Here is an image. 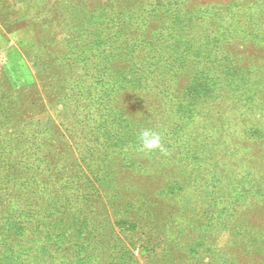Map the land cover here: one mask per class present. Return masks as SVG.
I'll return each mask as SVG.
<instances>
[{
    "label": "rangeland",
    "instance_id": "374dc122",
    "mask_svg": "<svg viewBox=\"0 0 264 264\" xmlns=\"http://www.w3.org/2000/svg\"><path fill=\"white\" fill-rule=\"evenodd\" d=\"M17 1L0 264H264V0Z\"/></svg>",
    "mask_w": 264,
    "mask_h": 264
},
{
    "label": "clouds",
    "instance_id": "9594fccd",
    "mask_svg": "<svg viewBox=\"0 0 264 264\" xmlns=\"http://www.w3.org/2000/svg\"><path fill=\"white\" fill-rule=\"evenodd\" d=\"M139 151L150 154L159 150L165 152L166 149L162 143V134L151 128H142L138 136Z\"/></svg>",
    "mask_w": 264,
    "mask_h": 264
},
{
    "label": "crops",
    "instance_id": "0c3cea01",
    "mask_svg": "<svg viewBox=\"0 0 264 264\" xmlns=\"http://www.w3.org/2000/svg\"><path fill=\"white\" fill-rule=\"evenodd\" d=\"M16 2H18L17 0H16ZM19 11H22V9H19ZM25 13L24 12H22V15H24ZM27 14V13H26Z\"/></svg>",
    "mask_w": 264,
    "mask_h": 264
}]
</instances>
